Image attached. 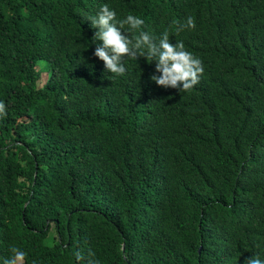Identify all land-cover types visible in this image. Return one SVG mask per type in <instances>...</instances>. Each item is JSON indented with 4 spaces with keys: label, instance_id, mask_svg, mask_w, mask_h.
I'll return each instance as SVG.
<instances>
[{
    "label": "trees",
    "instance_id": "16d2710c",
    "mask_svg": "<svg viewBox=\"0 0 264 264\" xmlns=\"http://www.w3.org/2000/svg\"><path fill=\"white\" fill-rule=\"evenodd\" d=\"M103 3L183 41L198 83L107 72ZM0 101V264L264 259V0H0Z\"/></svg>",
    "mask_w": 264,
    "mask_h": 264
},
{
    "label": "clouds",
    "instance_id": "9594fccd",
    "mask_svg": "<svg viewBox=\"0 0 264 264\" xmlns=\"http://www.w3.org/2000/svg\"><path fill=\"white\" fill-rule=\"evenodd\" d=\"M85 20L91 22V27L95 29L93 36L98 43L93 51V55L103 61L104 69L107 72L122 76L126 73L124 60H137L138 57L155 62V72L150 76V80L157 86L164 88H174L178 92L190 90L198 83L200 76L204 72L202 61L188 51L183 41L170 42L167 30L162 31L159 36L150 34L142 29L145 24L139 15L128 13L118 18L115 8L107 3L100 5L94 15H86ZM191 29L194 21L191 16L179 25L178 30L183 28ZM6 112V106L0 101V117ZM10 255L2 261V264H19L25 258V251L11 246ZM76 261L81 260L82 254L74 253ZM87 264H100L91 253ZM244 264H264V259L259 255H252L244 261Z\"/></svg>",
    "mask_w": 264,
    "mask_h": 264
},
{
    "label": "rangeland",
    "instance_id": "374dc122",
    "mask_svg": "<svg viewBox=\"0 0 264 264\" xmlns=\"http://www.w3.org/2000/svg\"><path fill=\"white\" fill-rule=\"evenodd\" d=\"M46 79H47V72H45L44 75L42 76V79H41V83L40 84L45 83Z\"/></svg>",
    "mask_w": 264,
    "mask_h": 264
}]
</instances>
